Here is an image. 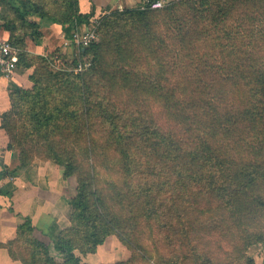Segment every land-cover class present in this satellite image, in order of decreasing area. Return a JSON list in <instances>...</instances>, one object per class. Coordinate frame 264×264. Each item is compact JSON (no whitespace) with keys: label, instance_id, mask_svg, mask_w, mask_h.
<instances>
[{"label":"trees","instance_id":"obj_1","mask_svg":"<svg viewBox=\"0 0 264 264\" xmlns=\"http://www.w3.org/2000/svg\"><path fill=\"white\" fill-rule=\"evenodd\" d=\"M93 15L80 0H0V32L31 68L25 41L43 20L70 39ZM96 31L73 62L89 57L87 68L56 70L54 54H38L30 87L11 91L0 115L20 166L43 158L76 180L69 225L52 240L59 257L24 215L10 256L87 264L113 234L130 254L117 264H254L247 249L264 242V0L111 9Z\"/></svg>","mask_w":264,"mask_h":264},{"label":"crops","instance_id":"obj_2","mask_svg":"<svg viewBox=\"0 0 264 264\" xmlns=\"http://www.w3.org/2000/svg\"><path fill=\"white\" fill-rule=\"evenodd\" d=\"M135 3L136 0H80V12L87 13L93 6L94 15L91 18H95L111 9L134 7ZM41 25L54 31L60 28L45 20ZM36 51H39L38 54L44 52L43 48ZM31 69L16 65L10 77H4L0 72V115L9 105L11 91L19 87H30ZM7 146L8 136L0 126V264H23L10 256L6 246L15 237L21 216L30 219L34 227L33 235L48 244L52 252V240L68 221V199L75 194L76 180L71 176L63 177L62 168L47 159L34 158L29 164L20 166L18 151L8 149ZM71 180H75V184L66 190L64 185ZM65 191L70 195L65 196ZM105 246L112 256L122 249L123 256L118 259L99 260L94 264H117L128 259L129 251L121 246L113 235H109L96 251L104 249ZM92 254L83 258L87 264L86 259ZM247 254L254 264H264V242L251 245Z\"/></svg>","mask_w":264,"mask_h":264},{"label":"rangeland","instance_id":"obj_3","mask_svg":"<svg viewBox=\"0 0 264 264\" xmlns=\"http://www.w3.org/2000/svg\"><path fill=\"white\" fill-rule=\"evenodd\" d=\"M162 1L165 6L172 0H162ZM99 17L100 15L95 18L90 17L91 20L89 19L87 23L88 24L95 23L96 20L99 19ZM1 33L3 37L6 40H8L7 34L2 31ZM97 40H99V37ZM40 48H43L44 50L43 54L45 55L54 54V60L52 61V64L50 65L51 68L56 69V70L58 69L59 70L60 69L73 70L75 68L76 64H74L73 62L78 52L76 50V46H74V44H71L69 42V32H63L61 28L54 31V30L49 29L47 26L41 25L39 36H37L35 39L26 38L24 49L27 51L31 50V52L28 51L29 59L35 63L34 66L31 67L32 68L31 72H33V70L38 66V53L37 52L39 51H36V50H39ZM125 48L126 46L124 45L123 49ZM32 50H34V52H32ZM151 105L154 107H159V104L157 102L151 103ZM9 107H10L9 105L6 106L5 110H7ZM162 117L166 118V116H162ZM263 154H264V150H263ZM74 182L75 180H71L69 182L67 181L64 185L65 189L67 190L69 187H71L72 184H75ZM69 195L70 194L67 193V191H65V196H69ZM263 220H264V217H263ZM68 225H69V221H67L64 227H67ZM113 236L121 246L126 248L115 235ZM122 253H123V250L121 249L120 251H117L114 256H112L111 254L108 253V247L105 246L104 249L102 248L100 251L94 252V254L91 253L92 255L88 256L86 261L88 262V264H94L95 262L99 260H111V258L118 259L119 257L121 258L123 256ZM51 255L54 256L55 258L59 257V255L54 249L51 252ZM215 260L217 262H220L219 258H216ZM221 260L224 262V259H221Z\"/></svg>","mask_w":264,"mask_h":264},{"label":"built area","instance_id":"obj_4","mask_svg":"<svg viewBox=\"0 0 264 264\" xmlns=\"http://www.w3.org/2000/svg\"><path fill=\"white\" fill-rule=\"evenodd\" d=\"M139 9L146 8H160L164 6L162 0H136L134 5ZM98 20L95 23L88 24L87 22H82L79 24H74L71 30V38L69 42L76 46L77 52L80 49L88 47L91 43L97 40L98 34L96 31V26ZM18 50L11 46V44L3 37L0 32V72L4 77L12 76L18 60ZM90 65V58H85L83 62L79 63L73 70L75 72L81 71Z\"/></svg>","mask_w":264,"mask_h":264}]
</instances>
